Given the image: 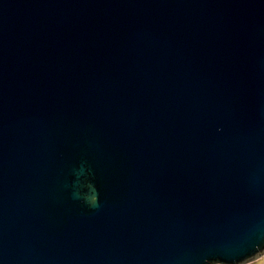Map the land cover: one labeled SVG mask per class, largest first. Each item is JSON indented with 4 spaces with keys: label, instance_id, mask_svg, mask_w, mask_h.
Here are the masks:
<instances>
[{
    "label": "water",
    "instance_id": "1",
    "mask_svg": "<svg viewBox=\"0 0 264 264\" xmlns=\"http://www.w3.org/2000/svg\"><path fill=\"white\" fill-rule=\"evenodd\" d=\"M264 255V0H0V264Z\"/></svg>",
    "mask_w": 264,
    "mask_h": 264
},
{
    "label": "bare ground",
    "instance_id": "2",
    "mask_svg": "<svg viewBox=\"0 0 264 264\" xmlns=\"http://www.w3.org/2000/svg\"><path fill=\"white\" fill-rule=\"evenodd\" d=\"M253 262H254V264H263V262H264V256H262V257H260V258H258L256 260H254ZM253 262H251V263H253Z\"/></svg>",
    "mask_w": 264,
    "mask_h": 264
},
{
    "label": "rangeland",
    "instance_id": "3",
    "mask_svg": "<svg viewBox=\"0 0 264 264\" xmlns=\"http://www.w3.org/2000/svg\"><path fill=\"white\" fill-rule=\"evenodd\" d=\"M254 263V262H253ZM253 263H250V264H253ZM264 264V263H263Z\"/></svg>",
    "mask_w": 264,
    "mask_h": 264
},
{
    "label": "crops",
    "instance_id": "4",
    "mask_svg": "<svg viewBox=\"0 0 264 264\" xmlns=\"http://www.w3.org/2000/svg\"><path fill=\"white\" fill-rule=\"evenodd\" d=\"M264 263V262H263ZM254 264V263H253Z\"/></svg>",
    "mask_w": 264,
    "mask_h": 264
},
{
    "label": "built area",
    "instance_id": "5",
    "mask_svg": "<svg viewBox=\"0 0 264 264\" xmlns=\"http://www.w3.org/2000/svg\"><path fill=\"white\" fill-rule=\"evenodd\" d=\"M264 256V255H263Z\"/></svg>",
    "mask_w": 264,
    "mask_h": 264
}]
</instances>
